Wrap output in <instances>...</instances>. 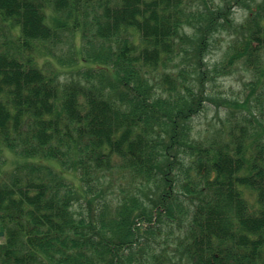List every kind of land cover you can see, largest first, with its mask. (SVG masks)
Instances as JSON below:
<instances>
[{"label": "trees", "instance_id": "1", "mask_svg": "<svg viewBox=\"0 0 264 264\" xmlns=\"http://www.w3.org/2000/svg\"><path fill=\"white\" fill-rule=\"evenodd\" d=\"M63 32L80 42L83 83L38 65ZM239 69L252 76L243 99L207 91ZM205 103L226 113L218 144L192 136ZM258 115L264 0H0V264H264ZM3 148L28 161L7 169ZM104 168L147 190L101 205Z\"/></svg>", "mask_w": 264, "mask_h": 264}, {"label": "rangeland", "instance_id": "2", "mask_svg": "<svg viewBox=\"0 0 264 264\" xmlns=\"http://www.w3.org/2000/svg\"><path fill=\"white\" fill-rule=\"evenodd\" d=\"M258 1V0H257ZM235 12V18L236 22H241L244 20L246 17L247 11L244 9H239V7L234 8ZM221 36H217L216 38H220ZM75 43L77 47H74L73 45V40L71 36L69 35L68 32H63V35H61V39H59V42H50L46 46V44L42 45L40 47V53H44L42 56L38 53L36 55L37 59L40 61L38 65L42 66L44 70L47 71H60L62 74L59 75V81L61 83L69 81L71 79L78 80L80 79V82H84L82 80V73H84L88 67V64L85 63L84 61L82 62V55L79 52V46L80 42L77 39H75ZM226 47V39L223 38L220 43L216 44V49H213L212 53L208 55L207 61L210 65H213L215 62L219 61L221 58V53H222V48L224 49ZM78 60V63H73L74 61ZM37 60V61H38ZM73 60V62H72ZM43 63V65H42ZM73 63V65H72ZM157 77V76H156ZM252 79L251 74L243 71L242 69H239L238 71L236 70L232 76L218 79L216 83L207 85L206 88L207 91L211 92L213 95H218L221 94L223 97H229L231 96L232 98L239 97L240 99H243L245 97V94L249 92L248 90V83ZM251 104L253 107L256 106V103L251 100ZM258 120L260 121L259 123L264 124V115H258L257 116ZM226 113L224 112L223 108H219L216 110L215 106L211 103H205L204 110H201V112L193 117V131H192V136L195 138L197 141L205 142L206 140L209 141V139H214L217 140V143L221 142V137L218 135V129H220L221 122L226 121ZM2 153L4 157L6 158V164L7 169L12 170L14 166L19 163V162H27L28 160H24L23 158H16V156H13L10 151L6 148L2 149ZM36 159H29V161H34ZM114 161H118V159L115 158ZM38 162V161H36ZM43 164H49L52 167L56 168V163L52 162L50 160H44L41 162ZM178 168H181L183 170V164L177 165ZM115 168V167H114ZM112 169V168H111ZM4 171V170H3ZM6 171V170H5ZM112 170L108 168H104V175H105V180L103 187H105L106 182H109L108 190L110 191L109 194L106 191V193H103L102 196L99 199V203L102 205L106 203V200L109 202V204L112 206L113 209L116 208L118 204V200H110L109 198L111 197H117L120 195V188L124 187L125 191L129 189L131 183H139L140 186H142L144 189H146L145 186H143L137 179L133 178L129 172L125 169L124 171L118 169V171L115 169L112 171V177L109 178L110 181H107V175L109 176L110 172ZM78 174L71 175L70 179L69 177L67 178L65 175V179L70 180L72 185L74 187L78 186V181L75 176ZM147 190V189H146ZM127 192V191H126ZM246 200H248V203L251 207L255 206V201L254 198L251 197L250 195H246ZM188 208V205H186ZM80 205L75 206L76 210H79ZM147 224H140L141 229H146ZM158 227L161 228V230L165 232L169 231H177L176 229L174 230V227L171 225L167 224H159ZM163 233V232H161ZM167 236V235H166ZM178 235H176L177 237ZM1 237V236H0ZM168 237V236H167ZM172 239V238H169ZM152 240L146 239L142 240L141 242L138 243L137 247H133L132 251H142L143 253L145 252L144 246H149L152 250ZM172 246V244H170ZM170 250V247L168 248Z\"/></svg>", "mask_w": 264, "mask_h": 264}]
</instances>
